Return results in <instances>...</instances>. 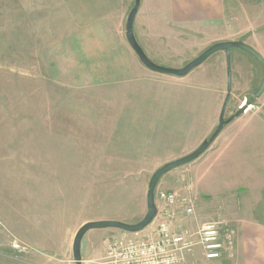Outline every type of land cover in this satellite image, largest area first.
<instances>
[{
	"label": "rangeland",
	"instance_id": "1",
	"mask_svg": "<svg viewBox=\"0 0 264 264\" xmlns=\"http://www.w3.org/2000/svg\"><path fill=\"white\" fill-rule=\"evenodd\" d=\"M121 5L0 0V264H75L72 244L83 225L140 223L153 175L195 152L219 125L228 94L227 80L219 85V55L182 79L137 66L118 17L106 21L107 10L114 15ZM202 53L149 59L181 69ZM259 83L248 96L232 94L226 120ZM260 107L259 98L243 116ZM209 151L157 185L156 195L175 193L194 208L191 215L182 205L172 209L176 233L218 221L194 182ZM123 233L96 230L84 240L105 239L107 249ZM182 264L216 263L196 251Z\"/></svg>",
	"mask_w": 264,
	"mask_h": 264
},
{
	"label": "crops",
	"instance_id": "2",
	"mask_svg": "<svg viewBox=\"0 0 264 264\" xmlns=\"http://www.w3.org/2000/svg\"><path fill=\"white\" fill-rule=\"evenodd\" d=\"M121 3L114 15L108 9L105 16L108 22L109 17H118L126 39V21L135 0ZM134 34L154 62L167 63L171 59L166 56L202 53L214 44L237 41L264 58V0H141ZM128 45L127 53L140 66ZM216 54L223 87L228 83L227 55ZM230 61L231 96H248L262 82L263 66L252 56L233 50ZM260 103L259 114L241 116L225 126L206 159L195 168L196 194L209 201L212 217L234 232L233 247L223 259L210 263L264 264V94ZM104 242L90 245L83 241V264H103Z\"/></svg>",
	"mask_w": 264,
	"mask_h": 264
},
{
	"label": "built area",
	"instance_id": "3",
	"mask_svg": "<svg viewBox=\"0 0 264 264\" xmlns=\"http://www.w3.org/2000/svg\"><path fill=\"white\" fill-rule=\"evenodd\" d=\"M159 207L155 226L149 235L123 233L106 249L103 264H182L187 254L200 250L208 262L223 259L233 247L234 232L224 223L203 225L196 233H176L173 208L182 205L185 213H194L190 201L175 193H157ZM149 227V228H150Z\"/></svg>",
	"mask_w": 264,
	"mask_h": 264
},
{
	"label": "water",
	"instance_id": "4",
	"mask_svg": "<svg viewBox=\"0 0 264 264\" xmlns=\"http://www.w3.org/2000/svg\"><path fill=\"white\" fill-rule=\"evenodd\" d=\"M141 0H135V5L131 10L130 14L128 15L126 21V40L132 50L136 53L137 57L141 64L150 70L151 72L170 76L176 79H182L187 77L191 74L194 70L202 66L211 56L218 52H225L227 55V73H228V94L224 101L220 118H219V125L217 126L215 132L212 136L205 140L202 145L192 154L181 158L176 161L169 162L162 166L152 177L149 190L147 194V214L145 218L138 224H127L119 221H97L91 222L83 225L80 230L75 235L72 244V259L75 264H83V255H82V248H83V241L85 236L91 232L96 230H119L124 233L128 234H138L149 228L158 216V206L156 200V189L159 181L163 176L170 173L171 171L188 165L198 158H200L203 154H205L213 143L217 140L218 136L221 134L225 126H227L232 120L238 119L243 116L248 109L254 104L256 99H259L264 94V78L257 89V91L252 95L249 100H246L239 110L234 114L230 119L226 120V112L228 108V104L231 99V91H232V78H231V61H230V54L233 49L242 50L249 55H251L254 59H256L264 68V58L252 47L246 45L241 41L237 42H223L217 43L209 47L205 50L200 56L195 58L193 61L188 63L181 69H173L164 66L157 65L153 61L149 59L145 51L142 49L138 41L136 40L134 34V23L136 17L138 15L140 9Z\"/></svg>",
	"mask_w": 264,
	"mask_h": 264
},
{
	"label": "trees",
	"instance_id": "5",
	"mask_svg": "<svg viewBox=\"0 0 264 264\" xmlns=\"http://www.w3.org/2000/svg\"><path fill=\"white\" fill-rule=\"evenodd\" d=\"M232 121H233V120H232ZM232 121H231V122H232ZM231 122H230V123H231Z\"/></svg>",
	"mask_w": 264,
	"mask_h": 264
},
{
	"label": "bare ground",
	"instance_id": "6",
	"mask_svg": "<svg viewBox=\"0 0 264 264\" xmlns=\"http://www.w3.org/2000/svg\"><path fill=\"white\" fill-rule=\"evenodd\" d=\"M249 110V109H248Z\"/></svg>",
	"mask_w": 264,
	"mask_h": 264
}]
</instances>
